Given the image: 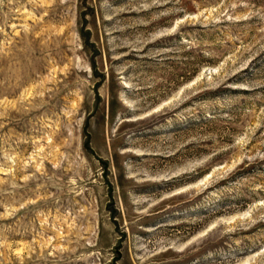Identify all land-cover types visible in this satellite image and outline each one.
<instances>
[{"label":"rangeland","instance_id":"1","mask_svg":"<svg viewBox=\"0 0 264 264\" xmlns=\"http://www.w3.org/2000/svg\"><path fill=\"white\" fill-rule=\"evenodd\" d=\"M0 264H264V0H0Z\"/></svg>","mask_w":264,"mask_h":264}]
</instances>
